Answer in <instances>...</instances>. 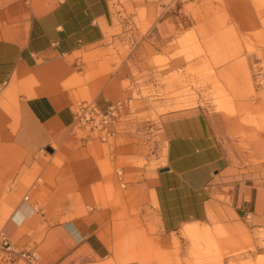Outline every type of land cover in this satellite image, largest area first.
<instances>
[{
	"label": "rangeland",
	"instance_id": "1",
	"mask_svg": "<svg viewBox=\"0 0 264 264\" xmlns=\"http://www.w3.org/2000/svg\"><path fill=\"white\" fill-rule=\"evenodd\" d=\"M110 1L118 16L142 13L138 20L141 35L135 38L141 41L152 25L143 23L145 0ZM163 6L168 17L185 14L167 19L162 34L167 47L162 55L152 52L168 106L147 112L142 101H134L140 111L138 124L128 128L130 137L123 140L127 145L118 158L116 143L73 135L71 124L34 153L0 147V235H7L6 223L19 206H32L35 218L43 222L40 230L45 229L46 219L68 222L94 208H111L112 221L103 235L110 253L98 264H259L261 257L254 262L255 236L264 248V229L255 235L251 216L248 221L228 217L222 223L189 225L165 241L154 210V192L146 182L164 166L166 151L137 149L131 144L138 143L140 122L148 118L156 120L161 113L198 105L207 108L216 119L232 164L246 170L248 184L257 182L252 206L257 201L264 214V30L252 35L256 44L250 37L241 44L238 35L226 28L229 19L202 20L191 27L188 18L208 11L250 9L258 13L264 28V0H249L247 6L244 0H165ZM108 43L112 46L104 53L91 51L70 59L84 73L65 83L74 91L75 106L96 100L88 85L101 75L109 78L130 54L127 41L109 37ZM77 60L82 62L77 64ZM176 60L186 67H172L171 61ZM18 107L16 91L6 103L16 121ZM135 151L139 155L133 157ZM189 227L197 228L199 234H187ZM17 240H11L13 251L21 252L14 248ZM0 264L39 263L0 250Z\"/></svg>",
	"mask_w": 264,
	"mask_h": 264
},
{
	"label": "crops",
	"instance_id": "2",
	"mask_svg": "<svg viewBox=\"0 0 264 264\" xmlns=\"http://www.w3.org/2000/svg\"><path fill=\"white\" fill-rule=\"evenodd\" d=\"M164 1L145 0L143 23L152 25L136 41L141 35L138 20L142 13L118 16L110 0H0V147L34 153L72 124L74 91L65 83L84 73L70 59L108 51L112 46L109 37L127 41L130 54L109 78L101 75L88 85L96 102L106 107L132 98L142 101L147 112L167 107L165 86L158 80L152 52L162 55L167 47L162 37L167 19L185 14L168 17ZM244 1L249 5V0ZM188 18L191 27L202 20L229 19L226 28L238 35L241 44L247 37L255 41L252 35L264 30L258 13L250 9L208 11ZM181 62L171 61V66L186 67ZM16 91L18 121L6 108L8 97ZM136 113L129 116L131 120H138L140 111ZM148 120L139 121L143 123L139 141L131 146L166 151L164 166L146 182L154 192V210L165 241L186 226L222 223L228 217L245 221L253 217L255 235L264 229L263 206H257V201L252 206L257 182L248 184L246 170L232 164L216 119L207 108L171 110ZM128 137V129L117 136L116 158L124 154L127 144L123 140ZM112 215L111 208H94L68 222L46 219L45 229L40 230L43 222L35 218L32 206H19L7 221L5 233L10 240L18 237L16 250L39 251V264H98L110 253L103 235ZM186 233L199 231L189 227ZM255 237L254 262L261 257L259 264H264V248Z\"/></svg>",
	"mask_w": 264,
	"mask_h": 264
},
{
	"label": "built area",
	"instance_id": "3",
	"mask_svg": "<svg viewBox=\"0 0 264 264\" xmlns=\"http://www.w3.org/2000/svg\"><path fill=\"white\" fill-rule=\"evenodd\" d=\"M137 107L132 98H125L101 107L96 100L82 101L73 110V122L70 132L73 135L82 134L85 138H95L102 143L113 141L117 136L126 131L136 120L129 117L137 114ZM250 216H248V219ZM0 250L10 252L15 257H20L33 263L39 259L38 252H14L13 244L5 234L0 235Z\"/></svg>",
	"mask_w": 264,
	"mask_h": 264
},
{
	"label": "water",
	"instance_id": "4",
	"mask_svg": "<svg viewBox=\"0 0 264 264\" xmlns=\"http://www.w3.org/2000/svg\"><path fill=\"white\" fill-rule=\"evenodd\" d=\"M48 151L52 152L53 150L51 148H49Z\"/></svg>",
	"mask_w": 264,
	"mask_h": 264
}]
</instances>
